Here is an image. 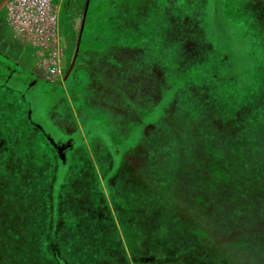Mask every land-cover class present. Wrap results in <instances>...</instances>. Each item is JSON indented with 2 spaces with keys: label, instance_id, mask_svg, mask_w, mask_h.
<instances>
[{
  "label": "rangeland",
  "instance_id": "obj_1",
  "mask_svg": "<svg viewBox=\"0 0 264 264\" xmlns=\"http://www.w3.org/2000/svg\"><path fill=\"white\" fill-rule=\"evenodd\" d=\"M91 1L88 13L78 0H71L66 12L68 36L81 60L70 77L45 71L43 83L27 89L26 96L0 86V200L7 196L10 202L13 228L35 232L38 240L44 222L51 220L49 238H57L60 257L73 264H197L190 251L176 258L171 251L193 247L188 238L193 230L220 238L245 221V214L236 211L237 198L232 199L235 207L222 214L229 187L234 197V188L242 186L237 174L242 162L234 161L238 167L231 175L223 172L216 165L233 151L218 146L210 171L203 165L183 167V176L194 170L198 178H173L171 163L178 161L177 152L189 161L201 154L203 160V153L212 150L207 137L186 131L199 95L207 102L216 95L212 87H218L217 94L229 93L235 108L250 106L263 94L258 85L264 87V42L252 41L257 5L254 0H148L134 8V0ZM42 32L47 37L38 48L52 63L54 52L61 50V30L49 19ZM222 110L209 111L215 112L213 127L222 130L231 131L233 119L248 114ZM261 129L256 122V136ZM214 136L217 144L230 138L227 132ZM197 140L203 143L201 153ZM178 181L183 189L176 199ZM198 182L205 188L200 212L181 201L187 187ZM251 189L245 199L255 202L261 190ZM174 201H181L184 210L179 217ZM254 232L247 227L216 244L217 255L225 257L222 264L245 260L233 252L239 247L242 254L249 252L250 264H264V252L255 261V251L247 250L250 242L264 249V237L256 241ZM43 241L42 247L29 245L28 252L56 264ZM4 245L0 242V253ZM205 249L201 246L200 253Z\"/></svg>",
  "mask_w": 264,
  "mask_h": 264
},
{
  "label": "trees",
  "instance_id": "obj_2",
  "mask_svg": "<svg viewBox=\"0 0 264 264\" xmlns=\"http://www.w3.org/2000/svg\"><path fill=\"white\" fill-rule=\"evenodd\" d=\"M255 4L257 5V10L255 15L252 17L251 24L254 22L257 24L256 33L257 35L252 36V41L255 42V44H261L264 42V0H254ZM261 64V63H260ZM264 72V68L261 71V74ZM264 76V73H263ZM264 80V78H263ZM262 81V80H261ZM215 85V84H213ZM215 89L216 95H210L208 101L202 102L204 99L202 97V94L199 95L197 99H195L194 103V109L193 113L190 114V116H187L186 119H190V122H186L187 124V129L186 131L193 136H198L202 139L207 137V143L212 147L211 151H208L206 153H203L204 159H200V156L202 155H196L195 157H192L191 160L188 158L186 160H183L181 158V153L177 152L175 155L178 161H173L171 163V176L174 178L175 174L179 175L177 178L178 179H184L186 178H198V173L196 171H188V175L183 176V167H186L187 165L190 164L191 167L197 169L201 165L207 166V169L210 171V166L216 163L217 161V154L216 153V147H227V148H232V154L229 156H225V158L218 161L217 167H222V171L228 173L231 175L234 173L232 167H238L235 166L234 161H241L242 166L240 171H238L237 174H240L241 176V184L242 186H236L234 188L235 196L232 197L234 194L230 187H229V193L227 195H224V203L222 207V214H228V209L235 207L232 205V199L237 198V201L240 200V205L239 209L236 210L237 212L240 213L242 216L245 214L244 222L238 225H235V230H229L225 234L224 237H220L216 234L215 238H213L212 234H198L197 231H191L190 236L188 238H191L194 241V246L193 247H184L181 248V251L176 252V250L171 251V257L176 258L175 255L176 253H185L184 250H186V253L191 252L192 255V260L193 262H197V264H200L199 262L202 260H207L210 264H222V259H225L224 256H219L217 255V249H216V244H225L229 242L231 237L234 235L233 233L237 234V231H241L247 227L251 228V231L253 229L256 231L254 232V239L256 241H259L258 238H263L264 237V87L262 85H258V90H260L263 94L260 96L257 95V99L251 101H244V103H251L250 106L243 105L240 107H235L233 108L231 106L232 103H230V94L229 93H224L219 95L217 94L218 92V87H212ZM195 90H200V88H194ZM257 90V89H256ZM208 93L207 90H205V96ZM202 97V99H201ZM239 101H242L240 98L238 99ZM214 109H223L222 113H226L228 115H233L236 110H241L242 113H247L248 114L244 117H238V119H233L234 120V126H231V131L225 126L224 129L220 128H214L213 125L214 123H211L212 121V116L215 112H209L210 110ZM199 113V115L196 117V115ZM259 122L261 124L262 129L258 132L259 136H256V130H255V123ZM249 125V127H248ZM253 125V129H252ZM217 129V130H212V129ZM184 130L181 129V132ZM180 132V130L178 131ZM228 133L230 135V138L226 140V142H223L221 140V144L218 143V139L215 138L214 134L221 133L225 134ZM232 137L234 138L232 140ZM190 140V137H189ZM239 140V142H238ZM198 142L196 143V148L198 152L202 151L203 148V143L202 141L197 140ZM201 153V152H200ZM200 161V163H199ZM178 166V167H177ZM177 167V168H175ZM213 167V166H212ZM219 169V168H218ZM217 169V170H218ZM216 170V171H217ZM208 172V171H207ZM3 184L4 188V196L7 194L8 189H7V184ZM179 185L175 187L174 194L176 199L177 198V192L182 193V181H178ZM255 189V190H261V192L254 194L257 196V201L252 202V201H247L245 198L247 196V189ZM205 188L202 187V185L198 182V184L191 185L187 187V191L185 194L181 195V201L185 204L190 206L192 210V205L197 207L200 212V207H201V202H203V199H201V194ZM251 189V190H252ZM250 192V191H248ZM187 196H190L188 199ZM7 199V196H5ZM6 199L3 197L0 200V205L2 207L1 213H0V242L3 243L5 246L3 249H1L0 253V262L2 264H46L43 263L42 259L36 260L34 257H31L30 253L28 252V246L32 245L33 247H42L41 245L44 243L43 239L46 241L45 250L51 251L52 255L57 258L58 262L56 264H73V261L70 262L67 258L60 257V248L57 244V238L56 241L54 242L53 240L49 238L51 236L50 230L48 232V223L51 222L47 221L44 222L42 228L46 229L44 232L40 233V238L38 240V235L34 234L35 232H32L31 234L25 232L21 226L13 228L12 226V218L10 215H8L9 212V203L6 201ZM181 201L178 204L177 202L174 203L176 204V215L179 217V215L183 214V208L181 206ZM122 203H130V201L127 203L126 201H123ZM241 204H244L242 207ZM247 206L246 208H244ZM128 209V207H127ZM174 210V211H175ZM235 210V209H234ZM10 216V217H9ZM174 218V216H173ZM198 219V218H197ZM195 220L196 223L192 226V228H195L196 225L199 223L198 220ZM236 222V218H235ZM56 224V222H54ZM174 223L171 221V226ZM263 231V232H262ZM70 232V231H69ZM37 240H35V236ZM218 236V237H216ZM12 240L15 241V245L12 247ZM237 241V244H245L246 242H242L239 240L235 239V242ZM250 244H252L250 242ZM248 246V249H252L255 252L254 259L255 261L258 260V255L263 254L264 249L263 248H258L255 245H250ZM256 244V243H255ZM257 244H262V243H257ZM185 244L184 246H186ZM201 246H204L206 249L205 251L200 253V248ZM240 250L238 251H233L234 254L237 252L239 255H244L246 256L245 260H233L231 258V263L233 264H239L237 262H247L249 263V259L247 261L248 253L246 252L245 254H242L244 249L242 247H239ZM223 253H226L225 251H222ZM59 253V254H58ZM227 254V253H226ZM3 255V259L2 258ZM222 255V254H221ZM228 255V254H227ZM202 256V257H201ZM261 259V258H260ZM230 261L229 258L227 257V262ZM259 263V262H257ZM260 264V263H259Z\"/></svg>",
  "mask_w": 264,
  "mask_h": 264
},
{
  "label": "crops",
  "instance_id": "obj_3",
  "mask_svg": "<svg viewBox=\"0 0 264 264\" xmlns=\"http://www.w3.org/2000/svg\"><path fill=\"white\" fill-rule=\"evenodd\" d=\"M0 12L4 21H0V46L3 52H11L18 61L39 72L50 73L49 57L42 48L43 29H46L49 16L57 17L59 21V6L57 0H0ZM40 32V33H39ZM61 74H64V60L61 61ZM59 74V75H61Z\"/></svg>",
  "mask_w": 264,
  "mask_h": 264
},
{
  "label": "flooded vegetation",
  "instance_id": "obj_4",
  "mask_svg": "<svg viewBox=\"0 0 264 264\" xmlns=\"http://www.w3.org/2000/svg\"><path fill=\"white\" fill-rule=\"evenodd\" d=\"M58 6H59V28L61 30V54L62 58L64 60V74L65 76L68 75L70 70L72 69L71 73L68 77H70L74 71L79 66L78 62L80 60V52L76 49L75 42L73 41L72 37H69L68 34V24L66 21V12L69 9L70 1L71 0H57ZM91 0H78L79 4L83 5V8L87 11H89L91 6ZM148 0H134L133 2H130L132 7L136 8L138 5L146 4ZM86 7V8H85ZM125 8V7H124ZM76 9V8H75ZM74 10V9H73ZM4 21L3 13L0 12V21ZM2 40L0 39V42ZM4 50V44L3 47L0 46V86L10 89V90H18L20 93H22L23 96L25 95V91L31 87L37 86L43 83L45 80L42 76V72H39L35 68H29L26 65H24L21 61H18L14 54L11 52H3ZM84 59V58H83ZM24 88V89H23ZM32 123V121L30 122ZM39 126V125H38ZM37 125L36 127L40 130L43 128H39ZM71 143L73 144V140L69 139ZM56 143H59L58 141H55ZM70 148V147H68ZM55 149V147H54ZM69 150V149H68ZM56 153L58 150H56ZM60 153H64L60 152Z\"/></svg>",
  "mask_w": 264,
  "mask_h": 264
},
{
  "label": "built area",
  "instance_id": "obj_5",
  "mask_svg": "<svg viewBox=\"0 0 264 264\" xmlns=\"http://www.w3.org/2000/svg\"><path fill=\"white\" fill-rule=\"evenodd\" d=\"M49 19L51 20V22L53 23L54 26H59V24H57V17H54L52 15V17H49ZM52 63L50 65V67L53 69L51 70L50 69V73H56V72H59V74H61V61H62V58H61V50L58 49L56 50V52H54V54L52 55Z\"/></svg>",
  "mask_w": 264,
  "mask_h": 264
},
{
  "label": "water",
  "instance_id": "obj_6",
  "mask_svg": "<svg viewBox=\"0 0 264 264\" xmlns=\"http://www.w3.org/2000/svg\"><path fill=\"white\" fill-rule=\"evenodd\" d=\"M72 69L70 70V72L68 73V75H66V78L69 76V74L71 73ZM42 128V127H41ZM50 142H52L54 145H56L54 139L49 138Z\"/></svg>",
  "mask_w": 264,
  "mask_h": 264
}]
</instances>
